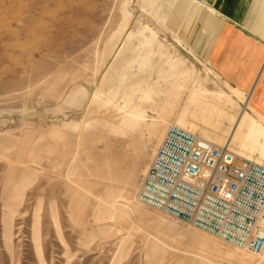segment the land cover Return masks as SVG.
Instances as JSON below:
<instances>
[{
	"label": "rangeland",
	"instance_id": "obj_1",
	"mask_svg": "<svg viewBox=\"0 0 264 264\" xmlns=\"http://www.w3.org/2000/svg\"><path fill=\"white\" fill-rule=\"evenodd\" d=\"M208 1L0 0V264H264L136 199L171 124L224 145L244 111L264 164L186 33Z\"/></svg>",
	"mask_w": 264,
	"mask_h": 264
},
{
	"label": "built area",
	"instance_id": "obj_2",
	"mask_svg": "<svg viewBox=\"0 0 264 264\" xmlns=\"http://www.w3.org/2000/svg\"><path fill=\"white\" fill-rule=\"evenodd\" d=\"M136 199L237 249L264 251V164L226 143L171 124Z\"/></svg>",
	"mask_w": 264,
	"mask_h": 264
},
{
	"label": "crops",
	"instance_id": "obj_3",
	"mask_svg": "<svg viewBox=\"0 0 264 264\" xmlns=\"http://www.w3.org/2000/svg\"><path fill=\"white\" fill-rule=\"evenodd\" d=\"M208 4L210 14L198 7L191 11L186 33L192 49L207 56L232 92L247 95L251 112L241 121L238 137L242 145L255 141V146L264 148L257 128L258 122L264 127V0H209Z\"/></svg>",
	"mask_w": 264,
	"mask_h": 264
},
{
	"label": "bare ground",
	"instance_id": "obj_4",
	"mask_svg": "<svg viewBox=\"0 0 264 264\" xmlns=\"http://www.w3.org/2000/svg\"><path fill=\"white\" fill-rule=\"evenodd\" d=\"M245 103H246V105L248 106V99L245 101ZM243 114H244V111L240 114V116H239V118H238V120L236 121V123H235V126H234V128H233V130H232V132L230 133V135H229V137H228V139H227V142H226V144H228L229 146H230V144H231V141L233 140V138H234V136H233V134H234V132H235V129L237 128V125L239 124V121H240V119H241V117L243 116ZM175 125H177V124H175ZM177 126H179V125H177ZM179 127H182V126H179ZM186 127V126H185ZM182 128H184V127H182ZM184 129H186V128H184ZM188 130V129H187ZM190 131V130H189ZM192 132V131H191ZM211 142V141H210ZM213 143V142H212ZM237 154V153H236ZM237 155H239V156H242V157H245L244 155H240V154H237ZM245 158H248V157H245ZM250 159V158H249ZM241 251H243V252H247V251H244V250H241ZM264 252V251H263ZM263 252H261V253H259V254H254V253H251V252H247V253H250V254H252V255H260V254H262ZM234 253V252H233ZM232 253V254H233ZM229 254V253H228ZM229 256V255H228ZM231 258V257H230Z\"/></svg>",
	"mask_w": 264,
	"mask_h": 264
}]
</instances>
